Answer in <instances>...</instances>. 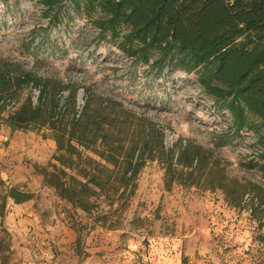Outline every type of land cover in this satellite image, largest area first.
I'll return each mask as SVG.
<instances>
[{
	"label": "rangeland",
	"instance_id": "rangeland-1",
	"mask_svg": "<svg viewBox=\"0 0 264 264\" xmlns=\"http://www.w3.org/2000/svg\"><path fill=\"white\" fill-rule=\"evenodd\" d=\"M62 4L0 0V70L21 69L51 88L35 121L41 93L35 86L0 101V204L12 187L33 196L22 204L7 200L0 217L9 264H264V175L252 167L263 162L256 134L244 129L225 139L235 132L234 119L197 73L168 66L159 74L127 56L121 39L101 35L99 9ZM98 114L103 131L96 142L80 126L82 144L73 161L65 159L73 169L60 164L55 133L67 139L75 119ZM134 149L145 167L132 191L124 175ZM194 149H201L202 175L196 159L184 169ZM110 154L114 163L103 159ZM98 164L106 168L104 187L89 198L91 215L49 183L62 170L86 182ZM211 170L227 180L207 179ZM226 184L238 190L236 205ZM75 223L85 226L82 254Z\"/></svg>",
	"mask_w": 264,
	"mask_h": 264
},
{
	"label": "trees",
	"instance_id": "trees-1",
	"mask_svg": "<svg viewBox=\"0 0 264 264\" xmlns=\"http://www.w3.org/2000/svg\"><path fill=\"white\" fill-rule=\"evenodd\" d=\"M63 1L73 4L77 12L84 9L91 13L99 9L101 15L96 26L101 35L109 34L114 42L121 39L119 47L127 56L151 65L159 74L168 66L172 68L170 72L197 73L199 83L217 101L222 102L234 119L235 132L225 139L240 137L244 129L256 134L263 162L255 163L252 167L258 168L264 175V0H43V3L51 9L61 8ZM154 53L157 58L152 61ZM18 71L12 74L0 70V101L4 93L12 96V91L35 86L41 91L39 107L33 113L35 121L51 88L31 73L21 69ZM75 98L76 92L73 91V103ZM102 119L101 114L95 120L84 116L75 119L67 139L65 134L55 133L54 140L60 154L56 160L73 169L66 166L65 159L73 161L76 144H82L76 131L84 125L85 135L90 134L95 141L103 131ZM186 150H190V147ZM135 153L134 149L126 163L124 175V182L132 185V191L145 167L144 155L135 160ZM200 153L201 149L191 151L192 163L184 167L186 171L192 169L195 159L200 163ZM103 159L108 163L115 162V156L111 154ZM102 169L106 168L98 164L96 172L88 176L86 182H80L62 170L59 174L52 173L49 183L74 208L91 215L89 198L96 193L94 188L104 187ZM198 170L202 175L206 166L200 163ZM75 171L80 172L78 169ZM168 171H173L172 166ZM184 172L181 170L182 174ZM212 175L220 181L227 180L223 172L213 174L212 170L207 173V179ZM222 187L230 203L236 205L237 188H230L228 184L227 188ZM9 199L15 204H22L32 200L33 196L16 187L8 189L0 204L2 221ZM261 204H264V199ZM84 227L82 223L74 224L79 254H82ZM5 251H10L9 243L5 246L1 240L0 264H9V253L5 255Z\"/></svg>",
	"mask_w": 264,
	"mask_h": 264
}]
</instances>
